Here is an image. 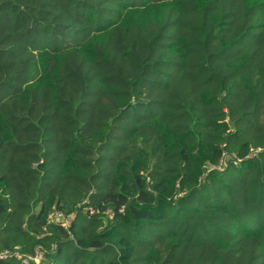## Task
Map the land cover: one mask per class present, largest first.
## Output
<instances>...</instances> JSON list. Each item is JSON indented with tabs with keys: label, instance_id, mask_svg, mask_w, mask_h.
Instances as JSON below:
<instances>
[{
	"label": "trees",
	"instance_id": "trees-1",
	"mask_svg": "<svg viewBox=\"0 0 264 264\" xmlns=\"http://www.w3.org/2000/svg\"><path fill=\"white\" fill-rule=\"evenodd\" d=\"M37 248L264 264V0H0V250Z\"/></svg>",
	"mask_w": 264,
	"mask_h": 264
},
{
	"label": "built area",
	"instance_id": "built-area-1",
	"mask_svg": "<svg viewBox=\"0 0 264 264\" xmlns=\"http://www.w3.org/2000/svg\"><path fill=\"white\" fill-rule=\"evenodd\" d=\"M259 149L253 150L250 149L251 152H256ZM90 213H92V210ZM75 214L74 212H69L67 214L62 213L60 211H53L48 215L47 222L48 223H58L64 230L68 232V228L70 223L74 220ZM7 259H15L19 261L21 264H50L45 257V253L41 249H35L32 253H22L17 249L14 250H0V261Z\"/></svg>",
	"mask_w": 264,
	"mask_h": 264
}]
</instances>
